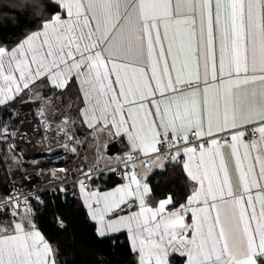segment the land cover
<instances>
[{"label":"snow or ice","instance_id":"snow-or-ice-1","mask_svg":"<svg viewBox=\"0 0 264 264\" xmlns=\"http://www.w3.org/2000/svg\"><path fill=\"white\" fill-rule=\"evenodd\" d=\"M52 2L62 11L41 20L16 44H0V109L14 108L27 92L25 102L38 100L41 123H50L45 106L53 97H46L43 89L62 99L78 82L82 126L94 136H126L131 149L145 156L158 153L161 167L165 159L176 161L183 152L188 158L183 169L194 182L186 202L177 206L171 194L153 200L150 186L137 178L135 164L129 182L113 191L89 192L79 181L97 236L126 229L137 264H170L175 252L186 258L185 264H258L256 257L264 259V0ZM172 27L187 35V50L182 46L173 51ZM257 83L259 92L240 93ZM13 114L8 113L9 119ZM62 123L70 125L63 135L79 144L71 131L76 121L64 116ZM219 132L230 136L224 144L235 160L239 193L221 141L214 138ZM192 133L196 140L210 139L189 146ZM246 134H258L259 139L245 140ZM16 135L9 121H0V144H7L5 151L18 162L15 143H8ZM172 149L175 153L168 154ZM92 171L81 170L88 180ZM31 198L39 201L38 195ZM21 203L31 216L28 195L14 189L0 197V204L14 209L13 217ZM121 205L131 210L110 218ZM189 213L191 224L185 222ZM11 228L0 234V264H59V250L31 219H14Z\"/></svg>","mask_w":264,"mask_h":264},{"label":"trees","instance_id":"trees-1","mask_svg":"<svg viewBox=\"0 0 264 264\" xmlns=\"http://www.w3.org/2000/svg\"><path fill=\"white\" fill-rule=\"evenodd\" d=\"M34 3L41 7H34ZM59 11L61 8L52 0H0V44H16L26 33L36 30L41 20ZM43 90L45 96H52L54 100L58 98V93L47 88ZM69 92L62 99L58 98V101H62L63 109L70 106L71 116L80 119V105L77 106L80 98H75L72 91ZM21 101L23 98L17 99L14 108H17ZM12 109H0V121H7L8 113L12 112ZM51 110L53 111L52 106ZM64 114L51 113V116L58 120ZM6 148L7 144H0V196L7 192L11 183L7 164L12 158L11 154L5 151ZM104 181L109 187L121 180L114 175H108ZM148 182L153 200L159 201L171 194L177 206L186 201L192 186L182 165L167 164L165 169L153 172ZM33 217L46 240L59 250V264H137V253L132 250L126 232L109 234L103 238L97 236L96 223L91 219L74 187L70 188L65 197L54 191L44 192L43 202L33 211ZM169 259L170 264L185 262V258L178 254L171 255ZM258 261L259 264H264V259L258 257Z\"/></svg>","mask_w":264,"mask_h":264},{"label":"built area","instance_id":"built-area-1","mask_svg":"<svg viewBox=\"0 0 264 264\" xmlns=\"http://www.w3.org/2000/svg\"><path fill=\"white\" fill-rule=\"evenodd\" d=\"M46 116L47 121L50 123L38 124L39 122L37 121L34 132L28 135H16L14 141L21 158H18V162L12 160L7 164V172L11 183L7 192L0 197L9 196L14 189L17 192H23L24 195L29 196L31 211H34L43 202V193L46 191H54L65 197L71 187L75 184L79 185L78 182L83 180L84 188L101 192L107 187L104 179L108 175H114L116 178L121 179L126 173L129 174L131 172L132 166L136 161L143 158L131 152L129 153L132 156L131 161L127 160L125 156L121 161L108 167L91 168L82 143L74 144L63 135V130L70 127V125L62 123L63 117L67 115H63L58 120L54 119L49 113H46ZM71 131L75 139L79 140L74 133L73 127ZM191 135L193 140L190 144L192 145L207 141L206 137L203 140H196L195 134L192 133ZM257 135L253 136L256 137ZM224 140L229 141L230 139L225 137ZM65 144L68 145L67 148L64 147ZM180 146V144L176 145L177 148ZM57 147H62L63 151L55 154L52 151ZM72 148H75L74 152L71 151ZM161 151L165 150L161 149ZM174 153L175 149L168 150V154ZM183 159V156H181L176 161L165 160L171 166L182 165ZM82 169L84 171L92 169L91 175L93 179H86L82 175ZM61 188L64 191H61ZM33 194L39 196V201L31 198ZM13 210L10 206L0 204V217L4 214L11 215ZM15 211L19 214L26 212L27 209L21 203Z\"/></svg>","mask_w":264,"mask_h":264},{"label":"crops","instance_id":"crops-1","mask_svg":"<svg viewBox=\"0 0 264 264\" xmlns=\"http://www.w3.org/2000/svg\"><path fill=\"white\" fill-rule=\"evenodd\" d=\"M61 11H59V12H61ZM160 31H161V35H163V31H164L163 24H161ZM173 38H174V44H173V51L174 52L179 50L182 46L185 48V50H187V39L188 38H187L186 34H184L182 32L181 33H176L175 28L172 27V28L169 29V39H173ZM163 43H164L165 48H167L168 40H164ZM158 47L159 46H157V48ZM193 48H195V43L193 44ZM216 48H217V57H218V55H219V40L218 39H217ZM183 58H184V54L181 53V59H183ZM168 59H169V63H171V57L170 56H169ZM149 73H150V69H149ZM173 75H175V73H173ZM185 75L187 77V71H186ZM192 78L194 79V77H192ZM76 85H77V87L79 88V91H80L79 83L77 82ZM204 87H205V85L203 83V80L201 79V81L199 82V88H200V97H199V99L201 100V102L203 100V88ZM260 87L261 86L259 85V83H257V84H254V85H249L246 88H242L239 91H240L241 94H244V93L250 94L253 89H255L257 92H259ZM187 98L190 99V97H187ZM149 99H151V98H149ZM157 99H159V94H157ZM176 99H179V100L183 101L185 99V97H177ZM83 106H84L83 102H81V105L79 106V109L81 107H83ZM161 106L163 107V103H162ZM149 107H151L150 104H149ZM173 110H175V105L174 104H173ZM75 120H77V118ZM75 132H76L77 137L80 139V141H81V143L83 145V148L85 150L88 163H89L91 168L108 167V166H110V165H112L114 163H117V162L121 161L129 153L134 152V153L138 154L140 157H143L141 160H138V161H136L134 163L135 164V169H134L135 174L137 175V178L140 179L141 183L146 182L149 185V182H148L149 176L155 171L165 169L166 166H167L166 160H164L162 162L163 163V167L160 166L161 162L157 160V156L159 155L157 153H149L147 156H145L142 152H140L138 150L131 149L130 143L127 140L126 136H117V135L109 136L106 132L105 133H98V134H96L94 136L91 133L90 129H87L85 126L81 125L80 119H78L76 121ZM205 137L207 138V140L210 139L207 136H205ZM205 137H203L200 140H203ZM225 137H228L230 139V136H229V134L227 132H219V133H215L214 134V138H216V139L221 141L222 151L224 153L225 160L227 162V165H228V168H229V171H230V174H231L234 190L237 193H239L241 191V188H240L239 181H238V172H237L236 167H235V160H234V158L231 155V148L224 144V141H225L224 138ZM249 138L252 139V140H258L259 136L257 135L256 137H254L252 134H246L244 139L248 140ZM114 140L118 141L119 148H118V151L115 154L111 155V154H109L107 152V147ZM192 140H193V137H192V135H190V141H192ZM228 142L230 143V140ZM180 145L181 146L179 148H182V146H183L182 143ZM189 146H193V145L189 144ZM205 147L207 148L208 145L205 144ZM242 151H243V149L241 148V152ZM196 155H197V159H198V157H199V152L198 151H197ZM181 156H183V158H184L183 159V163L187 162L188 158H187V156H185L183 154V152H181ZM183 163H182V167H183ZM217 163H218V161H217ZM244 163L246 165L247 161H245ZM184 171L186 172L185 169H184ZM256 171L257 172L259 171V165H256ZM132 172H133V166H132L131 172L129 174L123 176L120 179L121 180L120 182L116 183L115 185H112V186L104 188L100 193L113 191L118 186H122V185L128 183L130 175L132 174ZM191 183L193 184L194 182H191ZM73 187L76 189V192L80 196L84 206L86 207V209H87V211H88V213H89V215L91 217L90 211L88 209V205L84 202L85 201V196L80 191V185L75 184ZM86 190H88L89 192L93 191V190H90V189H86ZM255 191H256V189H252L253 194H255ZM162 199H164V198H162ZM256 207H257V211H259V203H257ZM130 210L131 209H127L124 205H121L120 209H117L115 212L110 214V218H115L117 215H121V216L122 215H126L127 212L130 211ZM25 213L26 212L19 213L15 217H13L12 215H7V214L2 215L0 217V228H4L5 231L3 233H0V234H5V235L8 234V232H10L12 230L11 226H12L13 220L14 219L20 220L21 218H23L25 220V222H27L28 219H31L34 222L36 228L41 232L37 222L35 221V219L33 217V211H31V213H32L31 216H26ZM213 215H214V213H213ZM185 222L187 224H191L192 221H191L190 213L185 218ZM96 226H97V223H96ZM119 232H126L127 233V230L126 229H121V231H119ZM119 232H116V233H119ZM111 234H115V233H111ZM42 235H43V233H42ZM127 235H128V233H127ZM188 236L189 237L191 236V232L188 233ZM128 237H129V235H128ZM129 241H130V237H129ZM173 254H178L179 255L178 252L172 253V255ZM256 259H257V262L259 264L258 257H256ZM185 261H186V258H185ZM184 264H185V262H184Z\"/></svg>","mask_w":264,"mask_h":264},{"label":"rangeland","instance_id":"rangeland-1","mask_svg":"<svg viewBox=\"0 0 264 264\" xmlns=\"http://www.w3.org/2000/svg\"><path fill=\"white\" fill-rule=\"evenodd\" d=\"M44 91V90H43ZM70 91H72V95H74L75 96V98H77L78 96H79V98H80V100H79V104H77V106L78 105H81V100H82V94L80 93V91H79V88L77 87V85L75 84L74 85V87H72L71 89H70ZM69 94H70V92H69ZM47 97V96H46ZM23 101H21L20 103H19V105L17 106V108H13L11 111H12V113H14L12 116H11V118L9 119L8 118V120L7 121H9V127H10V129L11 128H15V129H17L16 127H14L13 125H14V120H15V117H16V115H17V113H18V111H19V109L22 107V105H24L25 103H27V102H25V101H28L29 100V96H28V94H27V92L25 93V94H23ZM70 98H71V95L70 96H68V99L70 100ZM60 99V98H59ZM19 100V99H18ZM34 102H37V105L35 104V106L36 107H38V105H39V101L37 100V101H34ZM58 106V104L60 105V107H56L55 108V106L56 105ZM51 106H52V109H53V111L51 110ZM76 105H75V107H77ZM50 108V109H49ZM60 112H64L65 114L64 115H67L68 117H70L71 118V120H75V118H73L72 116H71V114H70V111H69V107H64V109H63V104H62V101H58V98L56 99V100H52V103L50 104V105H47V106H45V113H49L50 115H51V113L53 114H59ZM38 115H39V113H38ZM79 116V115H78ZM77 118V117H76ZM43 119V117H41L40 115H39V120H38V124H40L41 123V120ZM77 120H78V118H77ZM77 120H75V121H77ZM42 124V123H41ZM75 126H76V123H75ZM74 126V127H75ZM74 127H73V130H74V133H75V135H76V132H75V129H74ZM35 130V129H34ZM34 130L32 131L31 130V132L30 133H32V132H34ZM22 132H21V130H19V129H17V134H21ZM23 134V133H22ZM22 134H21V136H22ZM24 135V134H23ZM24 137V136H23ZM23 137H21V138H23ZM76 137H77V135H76ZM78 138V137H77ZM25 139V138H24ZM79 139V138H78ZM15 140V139H14ZM14 140H12V139H9V141H8V143H15V146H17L16 145V142L14 141ZM80 140V139H79ZM81 142V141H80ZM83 146V145H82ZM16 149L18 150V148L16 147ZM19 152V150L15 153V155L19 158H21V154H19L18 153ZM11 154V156H12V153H10ZM27 163V162H26Z\"/></svg>","mask_w":264,"mask_h":264},{"label":"bare ground","instance_id":"bare-ground-1","mask_svg":"<svg viewBox=\"0 0 264 264\" xmlns=\"http://www.w3.org/2000/svg\"><path fill=\"white\" fill-rule=\"evenodd\" d=\"M35 104L37 105V102L25 103L19 109L15 117L13 126L21 130L24 135H28L31 130L33 131L36 128V123L39 119V115Z\"/></svg>","mask_w":264,"mask_h":264},{"label":"water","instance_id":"water-1","mask_svg":"<svg viewBox=\"0 0 264 264\" xmlns=\"http://www.w3.org/2000/svg\"><path fill=\"white\" fill-rule=\"evenodd\" d=\"M119 144L117 140L112 141L108 147H107V152L111 155L115 154L118 151ZM63 151L62 147H57L53 149V153H61Z\"/></svg>","mask_w":264,"mask_h":264}]
</instances>
